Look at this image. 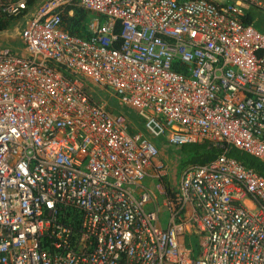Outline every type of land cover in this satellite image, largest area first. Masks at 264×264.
<instances>
[{"label":"built area","instance_id":"2783aa9c","mask_svg":"<svg viewBox=\"0 0 264 264\" xmlns=\"http://www.w3.org/2000/svg\"><path fill=\"white\" fill-rule=\"evenodd\" d=\"M31 1L0 0V20L31 14L22 55L0 49V264H264V176L229 156L264 163V31L241 3ZM110 104L170 146L223 150L167 191L166 227L142 186L160 152Z\"/></svg>","mask_w":264,"mask_h":264},{"label":"rangeland","instance_id":"374dc122","mask_svg":"<svg viewBox=\"0 0 264 264\" xmlns=\"http://www.w3.org/2000/svg\"><path fill=\"white\" fill-rule=\"evenodd\" d=\"M212 1H214L216 3H219V4H223V3H226V4L233 3V4H235L238 1H241V3H243V4L245 3L247 5V7H246L247 9H245V10L248 11L249 14L252 15L255 28L258 31L259 30L264 31V11L259 10L255 6L250 4L249 3L250 0H212ZM257 1H262L263 2L264 0H257ZM36 4H37V1L34 2L30 6V9H29L28 12H32L34 7L36 6ZM30 16H31V14L29 15V18H30ZM26 17H28V16L26 15L23 18H16L13 21H8L7 22L6 29H3V30L0 31V49L8 47V48L13 49V51L15 53L19 52L17 50V48L20 47V43L21 42H20V37L18 35L20 34L21 30L26 25V23H27V21L29 19V18H26ZM18 55L21 56L22 53L19 52ZM100 94H101V100L102 101H105V102L111 101L110 92L100 91ZM114 102H116V101H114ZM170 152L171 153H168L169 156H167V157L163 156V158H165L164 159V161H165L164 164L168 165L169 166L168 168H171V166H172V168L170 170L172 171V173L175 172V177L177 179H179V180H180V177L182 176L183 172L186 169L200 166V165H196L195 163L189 162L191 160L190 156L186 157L185 154L176 153L177 150H175V151L171 150ZM162 155H163V153L161 152V156ZM159 157H160V154H159ZM176 160H178V162L175 163ZM156 170L158 171V170H161V169H158L157 167L153 166L152 170H150L151 171L150 174L153 175L154 178L147 177L142 182L143 183L142 185L144 187H146L147 189H149V191L152 192L155 197H157L158 204H159V207L161 209V215L163 213L162 216H164V218H166L167 215H168V211H167L166 207L163 205V201H162L163 198L160 196V193L158 191V184L160 183V178L155 177L157 175ZM166 182H168V181H164L165 185H167ZM154 207H155L154 206V200H153V203H150L149 205H147V209H151V208H154Z\"/></svg>","mask_w":264,"mask_h":264},{"label":"trees","instance_id":"16d2710c","mask_svg":"<svg viewBox=\"0 0 264 264\" xmlns=\"http://www.w3.org/2000/svg\"><path fill=\"white\" fill-rule=\"evenodd\" d=\"M40 0H37V2ZM36 2V0L31 1V5ZM233 4V3H229ZM245 4V3H244ZM246 16L244 18V22L247 24H251L253 21L252 15L249 14L248 11L245 10ZM90 20V15L88 12L82 10V9H76L74 16L71 18H64V22L67 23V29L73 34V35H79V36H86L87 35V25L88 21ZM7 21L0 20V31L3 29H6ZM120 32V30H118ZM112 108H109L111 110ZM112 110H114L118 114H122L125 116V118L132 120L133 122H136L137 119H140L139 116L128 109H120L117 107H114ZM138 124L135 126H138V130H141L142 136L145 140L150 141L153 143L156 148L161 150L162 146L165 142L163 138L155 137L147 128H145L143 123H140L142 120H137ZM130 134H135L136 132L130 127L129 128ZM179 151L186 155V157L190 156L191 163H195L196 165H206L209 162H212L215 160L221 152H223L220 148H211L208 149L206 144H191V145H185L178 147ZM229 156L236 158L238 160H241L244 162L245 165L248 167L256 169L261 175L264 176V163L258 161L257 159L253 158L252 156L241 153L237 150L231 149L229 152Z\"/></svg>","mask_w":264,"mask_h":264},{"label":"crops","instance_id":"0c3cea01","mask_svg":"<svg viewBox=\"0 0 264 264\" xmlns=\"http://www.w3.org/2000/svg\"><path fill=\"white\" fill-rule=\"evenodd\" d=\"M239 3H241V1H238L237 3H236V5H238ZM243 9H247L246 7H247V5L246 4H243V3H241V5H240ZM29 13H32V12H29ZM253 18V17H252ZM253 26H254V22L252 21V23H251ZM6 26H7V24H6ZM255 27V26H254ZM259 31H261V30H259ZM21 33V32H20ZM19 37H20V34L18 35ZM17 50H18V48H17ZM19 51V50H18ZM19 53V52H18ZM18 53H16V54H18ZM115 107V105L114 104H110V107L109 108H114ZM111 109V110H112ZM112 111H114V110H112ZM115 112V111H114ZM127 119V118H126ZM137 120H141V119H137ZM136 120V122H133L132 120H129V119H127V122H128V125H129V128L131 127L136 133L135 134H137V135H139L140 137H142L143 138V134H142V132H141V130H138L139 128H138V126H135V125H137L138 123V121ZM140 123H143L142 121L140 122ZM133 124H135V125H133ZM144 124V123H143ZM146 127V126H145ZM155 136V135H154ZM155 137H159V138H163V137H160V136H155ZM164 139V138H163ZM165 140V139H164ZM166 142V141H165ZM171 150H177V152L176 153H182V152H180L179 151V148H177V147H173V146H170V145H168L167 143H164L163 144V146H162V148H161V150H160V157L158 156V158L156 159V161L154 162V167H157V168H159V169H161V171L159 172L160 174H158V172H157V170H156V172H157V175H161V176H155V177H158V178H160V183L158 184V187H159V185L161 184V185H163L164 187H163V189H164V194L162 195V194H160V196L163 198V205L166 207V209H167V211H168V215H167V217L166 218H164V216H162L163 215V213H162V215L160 216V219L162 220V223H163V226L164 227H166L167 226V221H168V219H169V217H170V203H169V201L166 199V193H167V191L168 190H174V189H178V187H179V184H180V180H181V177H180V180L179 179H177L176 177H175V172L174 173H172V171L170 170L171 168H172V166H171V168H168L169 166L168 165H166V164H164V159L165 158H163V156L164 157H167V156H169V154L168 153H171L170 151ZM161 152L163 153V155L161 156ZM183 154V153H182ZM161 159V160H160ZM176 162H178V160H176L175 161V163ZM174 163V164H175ZM173 165V164H172ZM174 166V165H173ZM152 170V169H151ZM151 172V171H150ZM150 172H149V176L148 177H152V178H154V176L153 175H151L150 174ZM162 178V179H161ZM165 180H164V179ZM179 180V181H178ZM164 181H168V182H166L167 183V185H165L164 184ZM143 184V183H142ZM143 186V185H142ZM144 187V186H143ZM145 189H147L146 187H144ZM147 190H149V189H147ZM159 191V190H158ZM154 206H157V207H159V204H158V200H157V197H155V199H154ZM160 208V207H159ZM160 211H161V209H160ZM181 221V219L180 218H177V222H180ZM183 226H184V229H183V236L181 237L182 238V241H183V244L186 246V247H188V248H192V250H193V255H198V252H199V248H198V241H199V238H198V236H197V234H196V232H195V230H194V228H193V226L192 225H190L189 223H188V221L186 220V217H185V222H184V224H183Z\"/></svg>","mask_w":264,"mask_h":264}]
</instances>
